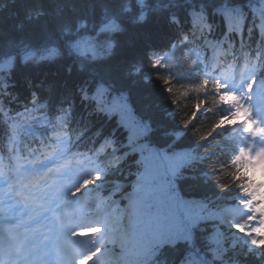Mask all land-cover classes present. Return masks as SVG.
Masks as SVG:
<instances>
[{"label":"trees","instance_id":"obj_1","mask_svg":"<svg viewBox=\"0 0 264 264\" xmlns=\"http://www.w3.org/2000/svg\"><path fill=\"white\" fill-rule=\"evenodd\" d=\"M238 51L264 74V0H0V166L59 142L93 169L87 213L105 229L140 225L115 264H264L261 246L219 236L215 216L253 180L215 82V57ZM151 151L165 163L162 192L194 206L193 225L126 196L144 188L135 177Z\"/></svg>","mask_w":264,"mask_h":264},{"label":"rangeland","instance_id":"obj_2","mask_svg":"<svg viewBox=\"0 0 264 264\" xmlns=\"http://www.w3.org/2000/svg\"><path fill=\"white\" fill-rule=\"evenodd\" d=\"M244 76L242 75V77ZM237 83H240L237 96L246 95L247 90H245V86H244L245 82L238 81ZM228 84L231 86V88H235L234 82L229 80ZM253 92L255 94L254 96L252 95L253 98L254 97H256L257 99L261 98L262 90L258 88L256 89V87H254ZM237 109L240 110L239 111L240 113L244 114V108L238 106L235 103L234 110L237 111ZM242 123L243 121L238 123V125H241ZM263 160H264L263 157L256 156L255 157L256 165L259 166L260 163H263ZM263 167H264V164H263ZM61 172H62V167L60 168L55 167L54 169L50 170L48 178L45 180L44 185L40 189L34 191L38 199V203L35 207L36 209L44 208L46 207L45 204H47V205H51L53 212L62 213V214H68V212H72V210H69L67 204H65L66 202L63 200V198H61L62 193H57L56 191L58 187L65 186V185L67 186V189H68V185L62 182V180H60V177L62 174ZM156 182L154 183V185L150 187V193L152 197L154 196L155 200L158 202V205H163L165 207H168V208H165V212H168L169 210L174 208V205L176 202L174 201V198L168 197L166 194H162V196H160V194L155 193L154 189L156 188L155 186ZM1 188L4 191L3 193L4 200H3V203L0 204V206H4V205L11 206L5 212L2 213L5 216L3 218H0V260H4L12 256V253L16 250L17 245L15 242L11 240V237L7 233V231H5L4 228H1V227L5 223H8V219H9L8 215L16 213L19 209H22L25 206V204L23 203L13 204L12 196L9 195L8 191H5L6 186L2 185ZM261 194L263 196H261L259 203L256 206H253L252 208H250L248 212L243 213L237 208L228 207L226 205H223L219 208V212L221 216H223L227 220L223 222V227L224 229H226L227 232H222L221 234L223 235L222 237L228 238V242L232 247L236 246L235 244L236 235L233 234L229 229V227H231L230 221H234V222H237L238 224L243 225L242 228L245 231H248V230L253 231V229H255L256 227L264 223V212L259 211V209H264V188L261 190ZM172 202H173V205L170 206ZM66 206H67V210L64 209V207ZM76 224L78 225L79 223L76 222ZM122 236L125 238L124 233L123 234L117 233L115 238H120ZM249 236L250 235H248V233L246 232V237H249ZM69 240H70V245H72L73 248L80 250L81 253L83 254H86V253L91 254L94 247L97 245V241L94 242L95 237L92 234L85 236V237H82V236L71 237L69 234ZM110 240H111L112 247L113 246L118 247L119 243H116L114 236H112ZM111 252H114V250L110 249L108 253H111Z\"/></svg>","mask_w":264,"mask_h":264},{"label":"snow or ice","instance_id":"obj_3","mask_svg":"<svg viewBox=\"0 0 264 264\" xmlns=\"http://www.w3.org/2000/svg\"><path fill=\"white\" fill-rule=\"evenodd\" d=\"M251 71H255V68L253 66V68L251 69ZM242 82H245L243 80V77H242ZM255 81H253L251 79V76L249 77V79L245 82L244 86L245 88L251 90L253 85H254ZM261 88V90H264V84H261L259 86ZM239 109H237V113H233V116H236L238 113H239ZM245 112L248 111V109H244ZM257 134H261V135H264V130H262L261 132L257 133ZM107 143V142H106ZM99 151L100 152H103L104 151V145H101L100 148H99ZM244 153H242L243 155ZM83 189V191H81ZM82 189H79L78 192H73V196L76 197L78 195L82 196L83 193H85L88 189V185H85L84 188ZM8 190H11V186H10V189ZM8 190H5V191H8ZM57 193H63V192H66L67 191V186H60L56 189ZM245 192H248V189H245ZM26 193L25 194V191H16V196L19 198V201L20 203H23L25 204L26 207H31L33 211H35V207L38 203V199L35 195V193L31 190H26ZM78 194V195H77ZM3 200H4V197L3 195H0V204L3 203ZM9 207V205H4V206H0V213H3L5 212ZM259 211H262L264 212V209H259ZM19 227V225H10V226H6L5 227V231L7 232H11L13 229ZM234 228H236V230H240L243 225H234L233 226ZM255 233H264V223H262L260 226L256 227L255 229H253V234L250 235V243L255 247V246H261L262 248H264V239L260 238V237H257L255 235ZM75 234V233H74ZM95 255H92L90 257H83L82 259L84 260V264H93V261L95 260Z\"/></svg>","mask_w":264,"mask_h":264},{"label":"bare ground","instance_id":"obj_4","mask_svg":"<svg viewBox=\"0 0 264 264\" xmlns=\"http://www.w3.org/2000/svg\"><path fill=\"white\" fill-rule=\"evenodd\" d=\"M75 51L78 53V54H85V50L83 48H76ZM230 54V53H229ZM228 65H230V63H228ZM144 188L146 189L147 186H144Z\"/></svg>","mask_w":264,"mask_h":264},{"label":"clouds","instance_id":"obj_5","mask_svg":"<svg viewBox=\"0 0 264 264\" xmlns=\"http://www.w3.org/2000/svg\"><path fill=\"white\" fill-rule=\"evenodd\" d=\"M97 179H98V177H97ZM90 182L94 183V181H90Z\"/></svg>","mask_w":264,"mask_h":264}]
</instances>
